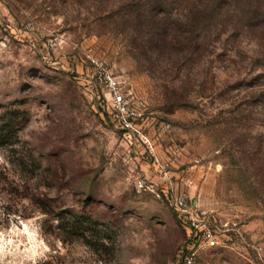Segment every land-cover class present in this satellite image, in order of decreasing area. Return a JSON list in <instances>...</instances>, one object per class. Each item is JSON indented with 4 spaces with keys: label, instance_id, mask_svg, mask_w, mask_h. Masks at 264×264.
Returning <instances> with one entry per match:
<instances>
[{
    "label": "rangeland",
    "instance_id": "obj_1",
    "mask_svg": "<svg viewBox=\"0 0 264 264\" xmlns=\"http://www.w3.org/2000/svg\"><path fill=\"white\" fill-rule=\"evenodd\" d=\"M108 73L139 132L107 111ZM166 194L209 211L218 244ZM77 217L96 244L67 234ZM195 250L264 264V0H0V264Z\"/></svg>",
    "mask_w": 264,
    "mask_h": 264
},
{
    "label": "built area",
    "instance_id": "obj_2",
    "mask_svg": "<svg viewBox=\"0 0 264 264\" xmlns=\"http://www.w3.org/2000/svg\"><path fill=\"white\" fill-rule=\"evenodd\" d=\"M104 82L109 88L110 99L107 101V111L114 120L121 123V127L126 130L139 132L135 120L138 113L130 105L125 92L121 89L119 81L110 73L104 76ZM167 165H161V169L166 170ZM167 176V174H165ZM136 187L139 191H154V185L147 183L144 179H138ZM168 203L176 211L180 221L188 227L194 239H201L207 246H215L218 239L215 230L212 228V218L206 209L200 208L196 203H191L183 195H165ZM215 221V220H214ZM197 251H190L186 254L184 264H195Z\"/></svg>",
    "mask_w": 264,
    "mask_h": 264
},
{
    "label": "trees",
    "instance_id": "obj_3",
    "mask_svg": "<svg viewBox=\"0 0 264 264\" xmlns=\"http://www.w3.org/2000/svg\"><path fill=\"white\" fill-rule=\"evenodd\" d=\"M59 219H61V220H63L64 219V217H58ZM79 217H77L76 219H75V222H74V224L72 225V227H71V230L67 233V234H69V236H71V237H74V236H77V237H83L84 238V240L86 241V242H88V243H91V244H96V243H94L93 242V240H90L86 235H85V233H84V230H83V228H82V226H83V223L80 221V219H78Z\"/></svg>",
    "mask_w": 264,
    "mask_h": 264
}]
</instances>
